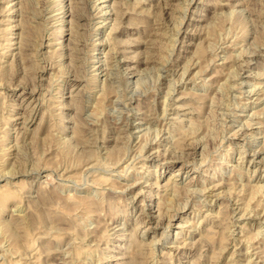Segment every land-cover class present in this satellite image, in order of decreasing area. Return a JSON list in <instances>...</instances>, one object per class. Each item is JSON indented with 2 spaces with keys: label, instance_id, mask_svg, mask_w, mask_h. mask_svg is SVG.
<instances>
[{
  "label": "rangeland",
  "instance_id": "obj_1",
  "mask_svg": "<svg viewBox=\"0 0 264 264\" xmlns=\"http://www.w3.org/2000/svg\"><path fill=\"white\" fill-rule=\"evenodd\" d=\"M79 1L0 0V264H264V0Z\"/></svg>",
  "mask_w": 264,
  "mask_h": 264
},
{
  "label": "bare ground",
  "instance_id": "obj_2",
  "mask_svg": "<svg viewBox=\"0 0 264 264\" xmlns=\"http://www.w3.org/2000/svg\"><path fill=\"white\" fill-rule=\"evenodd\" d=\"M24 1V0H23ZM29 1V0H28ZM98 1H100V0H98ZM107 0H101L100 1V3L101 2H106ZM137 1H139V0H137ZM146 1V0H145ZM3 2V1H2ZM12 2V1H11ZM22 2V1H21ZM79 0H59V3L60 4H58V5H60L59 6V10L60 11H58V13L59 14H57V16L58 15H60V16H58L59 18H61V19H63V21L64 22H68L67 24H68V29L66 30L65 29V27L63 26L62 28H60L59 30H57V31H59L58 33H59V35L61 34V36H59L58 38H60V40H59V44H61V46L62 47H64V41H63V39H64V37H62V35H68V37H66V39H68V40H71V43H72V41L74 40V36H77V35H79L78 33H79V31H78V28L76 29V27H78V21H77V17H78V15L80 16V17H82V14L85 12H83V13H80V12H78L77 10H82V8H81V6H80V4H79ZM83 2V1H82ZM95 2V1H94ZM93 2V3H94ZM117 2V1H116ZM115 1L113 2V4L114 3H116ZM136 2V1H135ZM134 2V3H135ZM141 2H142V0H141ZM19 3V2H18ZM57 3V2H56ZM97 3V2H96ZM118 3V2H117ZM137 3V2H136ZM21 4V3H20ZM91 4V3H90ZM94 5V4H93ZM120 5V4H119ZM125 5V4H124ZM6 6H8V5H6ZM11 6L12 7H14L12 10H11V12L9 11V16H14V13H15V9L17 8V6H16V3L15 2H13V3H11ZM11 6H10V8H11ZM22 6V5H21ZM54 6V5H53ZM83 6V5H82ZM115 6V5H114ZM118 6V5H117ZM123 6V5H122ZM151 6V5H150ZM107 7H110V5L109 4H100L99 5V9H98V13H96L97 15V18L98 17H100V20H101V18H103V20H105V18L107 19V14H108V9H106ZM145 7V6H144ZM5 8V7H4ZM143 8V7H142ZM22 9V8H21ZM47 9V8H46ZM105 9V10H104ZM117 9V8H116ZM10 10V9H9ZM23 10V9H22ZM52 10V9H51ZM118 10V9H117ZM121 10V9H120ZM233 10V9H232ZM8 11V10H7ZM114 11H115V8H114ZM113 11V12H114ZM142 11V10H141ZM21 12V11H20ZM46 12V11H45ZM78 13V15H76L77 13ZM144 12V11H143ZM223 12H224V10H223ZM55 13V12H54ZM89 13V12H88ZM115 13V12H114ZM121 13V12H120ZM123 13V12H122ZM118 14H119V11H118ZM89 15V14H88ZM104 15H106V17L104 16ZM115 15H117V14H115ZM85 16V14L83 15V17ZM58 17H57V19H58ZM113 17V16H112ZM118 17V16H117ZM120 17V16H119ZM115 18H116V16H115ZM11 18H9V20H10ZM15 19H17V18H15ZM24 19V18H23ZM45 19V18H44ZM80 19V18H79ZM102 20V21H103ZM39 21V20H38ZM50 21H52V20H50ZM97 21V20H96ZM119 21V20H118ZM10 23V22H9ZM102 23H104V22H102ZM112 23V22H111ZM113 23H115V22H113ZM112 23V24H113ZM81 24V23H80ZM9 25V24H8ZM14 25V24H13ZM13 25H11V26H13ZM25 25H26V23H25ZM50 25V24H49ZM85 25V24H84ZM87 25V24H86ZM104 25V24H103ZM130 25V24H129ZM17 26V25H16ZM23 26H24V24H23ZM31 26H34V25H31ZM30 25L28 26V27H31ZM67 26V25H66ZM97 26V25H96ZM112 26V25H111ZM27 27V28H28ZM35 27V26H34ZM84 27V26H83ZM118 27V26H117ZM116 27V28H117ZM7 28V27H6ZM12 28V27H11ZM10 28V29H11ZM33 28V27H32ZM81 28V27H80ZM97 28H99V27H97ZM3 29V28H2ZM13 30H14V26H13V28L11 29V31H9L10 32V37H8L7 39H8V42H7V45H6V47H7V49L5 50V51H8L12 46V44H13V40L15 39V36H14V33L16 32H13ZM116 30V29H115ZM4 31V30H3ZM24 31V30H23ZM22 31V32H23ZM113 31V30H112ZM159 31V30H158ZM27 32V31H26ZM26 32H24V33H26ZM29 32V31H28ZM27 32V33H28ZM109 32H111V31H109ZM245 32V31H244ZM31 33V32H30ZM30 33L28 34V35H30ZM54 33V32H53ZM158 33V32H157ZM4 34V33H3ZM21 34V33H20ZM32 34V33H31ZM110 34V33H109ZM147 34V33H146ZM151 34V33H150ZM160 34H162V33H160ZM1 35V34H0ZM27 35V34H26ZM26 35H25V40H29V39H27L26 38ZM47 35V34H46ZM50 35V34H49ZM57 35V34H56ZM79 36H81V35H79ZM157 36V35H156ZM164 36V35H163ZM32 37V36H31ZM106 37L107 36H105V39H106ZM112 37V36H111ZM24 38V37H23ZM28 38H30V37H28ZM62 38V39H61ZM80 38V37H79ZM79 38H77V39H79ZM157 38V37H156ZM158 38H160V37H158ZM76 39V40H77ZM81 39V38H80ZM24 40V39H23ZM31 40V39H30ZM76 40H74L75 42H76ZM114 40V39H113ZM155 40V39H154ZM21 41V40H20ZM52 41V40H51ZM80 41V40H79ZM108 41H109V39H108ZM148 41V40H147ZM150 41V40H149ZM148 41V42H149ZM157 41V40H156ZM189 41H191V40H189ZM22 42V41H21ZM24 42V41H23ZM22 42V43H23ZM55 42V41H54ZM75 42H73L74 44H75ZM104 42V41H103ZM6 43V42H5ZM26 43H28V41L26 42ZM156 43V42H155ZM21 45V44H20ZM23 45V44H22ZM27 45V44H26ZM71 45V44H70ZM75 45H77V44H75ZM155 45V44H154ZM158 45V44H157ZM235 45V44H234ZM24 46V45H23ZM55 46V45H54ZM68 46H69V44H68ZM21 47V46H20ZM58 47V46H57ZM73 47V46H72ZM155 47H157V46H155ZM49 48V47H48ZM74 48V47H73ZM111 48V47H110ZM99 49H101V48H99ZM126 49V48H125ZM124 49V50H125ZM78 50V49H77ZM121 50V49H120ZM52 51V50H51ZM55 51V50H54ZM108 51H110L109 49H108ZM107 51V52H108ZM126 51V50H125ZM53 52V51H52ZM57 52V51H56ZM67 52V51H66ZM69 52V51H68ZM114 52H115V50H114ZM113 52V53H114ZM130 52V51H129ZM16 53V52H15ZM63 53H64V51H63ZM80 53V52H79ZM110 52H108L107 54H106V58L104 57L103 59H104V62H105V60H106V62H108L109 64H110V60H109V58H111L112 56H110V54H109ZM233 53V52H232ZM21 54V53H20ZM98 54V53H97ZM112 55H114L115 56V54H112ZM117 55V54H116ZM216 55V54H215ZM21 56H23V55H21ZM95 56V55H94ZM231 56V55H230ZM236 56V55H235ZM15 57V56H14ZM108 57V58H107ZM227 57V56H226ZM240 57V56H239ZM146 58V57H145ZM149 58V57H148ZM153 58V57H152ZM214 58V57H213ZM213 58H211L212 59V61H213ZM225 58V57H224ZM103 59H100L101 61L103 60ZM117 59V58H116ZM129 59V58H128ZM133 59V58H132ZM230 59V58H229ZM1 60V59H0ZM3 60H5V59H3ZM7 60V59H6ZM45 60V59H44ZM142 60V59H141ZM226 60V59H225ZM74 61V60H73ZM116 61V60H115ZM140 61V60H139ZM210 61V60H209ZM234 60H232V62H233ZM92 62V61H91ZM119 62V61H118ZM199 62V61H198ZM100 63V62H99ZM194 63V62H193ZM6 64V63H5ZM10 64V63H9ZM50 64V63H49ZM77 64V63H76ZM93 64V63H92ZM113 63H111V65H112ZM234 64V63H233ZM95 65V64H94ZM106 65H107V63H106ZM53 66V65H52ZM64 66V65H63ZM70 66V65H69ZM122 66V65H121ZM129 66V65H128ZM164 66V65H163ZM193 66V65H192ZM207 66V65H206ZM1 67V66H0ZM100 67L103 69V67H104V65L103 64H101V66L99 65L98 66V68L97 69H100ZM110 67V66H109ZM114 67V66H113ZM132 67H133V65H132ZM189 67V66H188ZM208 67V66H207ZM227 67V66H226ZM11 68V67H10ZM115 68V67H114ZM124 68V67H123ZM143 68V67H142ZM148 68H149V66H148ZM185 68V67H184ZM204 68V67H203ZM203 68H200V69H203ZM61 69V68H60ZM122 69V68H121ZM144 69H146L145 67H144ZM163 69V68H162ZM170 69V68H169ZM57 70V69H56ZM119 70V69H118ZM127 70V69H126ZM142 70V69H141ZM171 70V69H170ZM186 70V69H185ZM184 69H183V71L184 72H186ZM73 71V70H72ZM168 71V70H167ZM191 71V70H190ZM193 71V70H192ZM242 71V70H241ZM67 72V71H66ZM69 72V71H68ZM109 72H110V70H109ZM120 72V71H119ZM133 72V71H132ZM143 72V71H142ZM198 72V71H197ZM3 73V72H2ZM70 73V72H69ZM116 73V72H115ZM139 73H141V72H139ZM146 73V72H145ZM144 73V74H145ZM148 73V72H147ZM146 73V74H147ZM201 73H203V72H201ZM95 74V73H94ZM102 74V73H101ZM110 74V73H109ZM125 74V73H124ZM123 74V75H124ZM133 74V73H132ZM136 74V73H135ZM149 74V73H148ZM192 74V73H191ZM194 74H196V73H194ZM204 74V73H203ZM4 75V74H3ZM51 75V74H50ZM97 75V74H96ZM106 75V74H105ZM262 75V74H261ZM79 76V75H78ZM90 76V75H89ZM109 76V75H108ZM140 76V75H139ZM139 76H138V78H139ZM148 76V75H147ZM193 76V75H192ZM45 77V76H44ZM95 77V76H94ZM97 77V76H96ZM125 77V76H124ZM141 77V76H140ZM143 77V76H142ZM190 77V76H189ZM260 77V76H259ZM80 78V77H79ZM82 78V77H81ZM181 78V77H180ZM184 78V77H183ZM205 78V77H204ZM92 79V78H91ZM106 79V78H105ZM108 79H110V78H108ZM127 79V78H126ZM129 79V78H128ZM137 79V78H136ZM142 79V78H141ZM190 79V78H189ZM192 79V78H191ZM125 80V79H124ZM39 81V80H38ZM109 81V80H108ZM127 81V80H126ZM107 82V81H106ZM137 82V81H136ZM58 83V82H57ZM128 83V82H127ZM131 83H133V82H131ZM262 83V82H261ZM95 84H96V82H95ZM112 84V83H111ZM136 84V83H135ZM172 83H170V85H171ZM242 84V83H241ZM44 85V84H43ZM106 85V84H105ZM109 85V84H108ZM130 85V84H129ZM128 85V86H129ZM134 85V84H133ZM221 85V84H220ZM107 86V85H106ZM136 86V85H135ZM137 86H138V84H137ZM168 86V85H167ZM239 86V85H238ZM33 87V86H32ZM102 87V86H101ZM112 87V86H111ZM234 87H236V86H234ZM96 88H98V87H96ZM106 88H109V87H106ZM172 88V87H171ZM214 88V87H213ZM46 89V88H45ZM105 89V88H104ZM102 90H103V88H102ZM30 92V91H29ZM76 92V91H75ZM103 92V91H102ZM45 93V92H44ZM78 93V92H77ZM242 93V92H241ZM40 94V93H39ZM76 94V93H75ZM102 94V93H101ZM251 94V93H250ZM51 95V94H50ZM73 95V94H72ZM184 96H185V94H183ZM188 95V94H187ZM195 95V94H194ZM207 95V94H206ZM209 95V94H208ZM38 96V95H37ZM49 96V95H48ZM89 96V95H88ZM205 96V95H204ZM47 98V97H46ZM25 99V98H24ZM207 99V98H206ZM71 100H73V99H71ZM98 100H101V99H98ZM43 101V100H42ZM45 101V100H44ZM65 101V100H64ZM37 102V101H36ZM68 102H70V101H68ZM100 102V101H99ZM36 104V103H35ZM66 104V103H65ZM77 104V103H76ZM178 104V103H177ZM52 105V104H51ZM59 105V104H58ZM90 105V104H89ZM20 106V105H19ZM34 106V105H33ZM77 106H79V105H77ZM177 107H178V105H176ZM59 107V106H58ZM79 108H81V107H79ZM174 109V108H173ZM134 110V109H133ZM132 110V111H133ZM258 110V109H257ZM260 110H261V108H260ZM254 111V110H253ZM134 112V111H133ZM262 112H264V111H262ZM254 113H255V111H254ZM257 113V112H256ZM253 114V113H252ZM23 115H24V113H23ZM165 115V114H164ZM251 115V114H250ZM260 115V114H259ZM19 116V115H18ZM13 117V116H12ZM11 117V118H12ZM14 117H16V116H14ZM34 117V116H33ZM28 119V118H27ZM247 119V118H246ZM250 120V119H249ZM78 121V120H77ZM140 121V120H139ZM6 122V121H5ZM79 123H80V121H78ZM82 122V121H81ZM138 122V121H137ZM257 122V121H256ZM79 123L77 124V125H79ZM149 123V122H148ZM245 123H247L246 121H245ZM264 123V122H263ZM5 124V123H4ZM251 124V123H250ZM21 125V124H20ZM29 125V124H28ZM65 126V125H64ZM80 126V125H79ZM78 126V127H79ZM146 126V125H145ZM151 126V125H150ZM183 126V125H182ZM187 126H189V124L187 125ZM253 126V125H252ZM67 127V126H66ZM77 127V126H76ZM129 127V126H128ZM149 127V126H148ZM239 127V126H238ZM82 128H83V126H82ZM143 128V127H142ZM141 128V129H142ZM180 128V127H179ZM73 129V128H72ZM76 129V128H75ZM74 129V130H75ZM80 128L78 129V132H79V134H81V132H80ZM127 130V129H126ZM135 131V130H134ZM149 131V130H148ZM59 132H62V130L61 131H59ZM78 132H77V134H78ZM147 133V132H146ZM20 134V133H19ZM249 134V133H248ZM23 135V134H22ZM61 135V134H60ZM243 136V135H242ZM3 137V136H2ZM67 137V136H66ZM6 138V137H5ZM63 138V137H62ZM26 139V138H25ZM257 140V139H256ZM197 141V140H196ZM18 143V142H17ZM180 143V142H179ZM174 144V143H173ZM195 144V143H194ZM176 145V144H175ZM193 145V144H192ZM158 146V145H157ZM187 146H188V144H187ZM198 146V145H197ZM203 146H204V144H203ZM171 147V146H170ZM247 147V146H246ZM175 148V147H174ZM202 148V147H201ZM17 150V149H16ZM151 150V149H150ZM257 150V149H256ZM153 151V150H152ZM151 151V152H152ZM161 151V150H160ZM177 151V150H176ZM149 152V151H148ZM203 152V151H202ZM201 152V153H202ZM255 152V151H254ZM178 153V152H177ZM176 153V154H177ZM147 154V153H146ZM255 154V153H254ZM178 155V154H177ZM8 156V155H7ZM128 156V155H127ZM241 156V155H240ZM16 157V156H15ZM16 159V158H15ZM251 161V160H250ZM260 163V162H259ZM127 166V165H126ZM144 166H145V164H144ZM4 167V166H3ZM239 167V166H238ZM251 167V166H250ZM6 168V167H5ZM4 168V169H5ZM182 168V167H181ZM181 168H179V170L181 169ZM233 168H235V167H233ZM43 169V168H42ZM65 170V169H64ZM178 170V171H179ZM1 171V170H0ZM6 171V170H5ZM4 172V171H3ZM63 172V171H62ZM11 173V172H10ZM15 173V172H14ZM4 175V174H3ZM236 175V174H235ZM6 176V175H5ZM56 176V175H55ZM35 179V178H34ZM101 179H103L104 180V178H101ZM101 179H99V180H101ZM170 179V178H169ZM173 179V178H172ZM109 179H106V181H108ZM136 180V179H135ZM138 181V180H137ZM168 182V181H167ZM190 182V181H189ZM147 183V182H146ZM156 183H157V181H156ZM212 183V182H211ZM135 184V183H134ZM172 184V183H171ZM218 184V183H217ZM220 184V183H219ZM233 184V183H232ZM5 185V184H4ZM130 185V184H129ZM160 185V184H159ZM158 185V186H159ZM244 185H246V184H244ZM258 185V184H257ZM173 186H174V184H173ZM214 186H215V184H214ZM262 186V185H261ZM9 187V186H8ZM32 187V186H31ZM126 187V186H125ZM171 187V186H170ZM179 187V186H178ZM129 188V187H128ZM203 188V187H202ZM8 189V188H7ZM175 189V188H174ZM181 189V188H180ZM188 189H190V188H188ZM194 190L196 189V188H193ZM205 189H206V187H205ZM204 189V190H205ZM123 190V189H122ZM178 190V189H177ZM199 190V189H198ZM243 190V189H242ZM251 190H253V189H251ZM255 190H258V189H255ZM197 191V190H196ZM11 192H13V191H9V190H6V188H4V186H3V189H1L0 190V204H5V203H3V201L4 200H7V198L9 197V195H11ZM125 192V191H124ZM140 192V191H139ZM218 192H219V190H218ZM263 192H264V190H263ZM175 193V192H174ZM188 193V192H187ZM13 194V193H12ZM191 194V193H190ZM226 194V193H225ZM253 194H255V193H253ZM263 194V193H262ZM193 195V194H192ZM220 195V194H219ZM40 196V195H39ZM45 196V195H44ZM50 196V195H49ZM159 196V195H158ZM187 196V195H186ZM190 196V195H189ZM161 197V196H160ZM218 197V196H217ZM47 198H49V197H47ZM50 198H51V196H50ZM165 198V197H164ZM192 198V197H191ZM43 199H45V197L43 198ZM175 199V198H174ZM242 199V198H241ZM50 200V199H49ZM161 200V199H160ZM235 200H237V199H235ZM44 201V200H43ZM80 201V200H79ZM166 201V200H165ZM172 201V200H171ZM170 201V198H169V201H166V202H171ZM212 201V200H211ZM214 201V200H213ZM159 202V201H158ZM172 202H174V201H172ZM208 202V201H207ZM237 202V201H236ZM241 202V201H240ZM164 203V202H163ZM159 204V203H158ZM169 204V203H168ZM188 204V203H187ZM171 205V204H170ZM169 206V205H168ZM185 206V205H184ZM240 206V205H239ZM0 207H1V205H0ZM159 207V206H158ZM144 208V207H143ZM157 208V207H156ZM170 208V207H169ZM243 208V207H242ZM245 208V207H244ZM243 208V209H244ZM234 209V208H233ZM235 210V209H234ZM240 210V209H239ZM245 210V209H244ZM149 212V211H148ZM147 212V213H148ZM244 212V211H243ZM234 213V212H233ZM159 214V213H158ZM211 214V213H210ZM263 215V214H262ZM148 216V215H147ZM158 216V215H157ZM171 216V215H170ZM246 216V215H245ZM248 216V215H247ZM255 217V216H254ZM112 218V217H111ZM146 218V217H145ZM148 218V217H147ZM156 218V217H155ZM172 218V217H171ZM150 219V218H149ZM203 222V221H202ZM138 225V224H137ZM158 225V224H157ZM123 228V227H122ZM232 229V228H231ZM87 232V231H86ZM90 234V233H89ZM92 234V233H91ZM232 234V233H231ZM243 234V233H242ZM135 235V234H134ZM136 237V236H135ZM43 238V237H42ZM110 240V239H109ZM138 240H140V239H138ZM157 240V239H156ZM142 241V240H141ZM151 241V243H152V240H150ZM241 241V240H240ZM140 242V241H139ZM145 242V241H144ZM156 242V241H155ZM137 243V242H136ZM143 242H141V244H142ZM148 243V242H147ZM150 243V242H149ZM139 243H137L136 245H137V248H136V250L135 251H133L132 253H131V256H130V258H135L136 260H139V259H137L136 257H139V255L141 254V256H142V250H143V248L145 247V245H144V243H143V245H138ZM237 244V243H236ZM150 245V244H149ZM175 245V244H174ZM180 245V244H179ZM132 246V245H131ZM146 246H147V244H146ZM154 246V245H153ZM187 246V245H186ZM86 247V246H85ZM89 247V246H88ZM84 248V247H83ZM150 248V247H149ZM91 249V248H90ZM146 249H147V247H146ZM152 249V248H151ZM132 251V250H131ZM144 251V250H143ZM146 251V250H145ZM154 251V250H153ZM177 251V250H176ZM235 251V250H234ZM254 251V250H253ZM256 251V250H255ZM128 253V252H127ZM150 253V252H149ZM129 254V253H128ZM146 254V253H145ZM148 254V253H147ZM152 254V253H151ZM256 254V253H255ZM120 257V256H119ZM231 257V256H230ZM259 257V256H258ZM141 258V257H140ZM152 258V257H151ZM150 258V259H151ZM232 258V257H231ZM252 258V257H251ZM149 260V259H148ZM231 260V259H230ZM140 261V260H139ZM127 262H128V260H127ZM132 262V261H131ZM135 262V261H134ZM159 262V261H158ZM137 263V262H136ZM245 263V262H244ZM248 263V262H247Z\"/></svg>",
  "mask_w": 264,
  "mask_h": 264
}]
</instances>
